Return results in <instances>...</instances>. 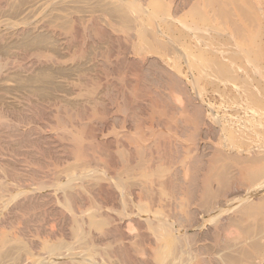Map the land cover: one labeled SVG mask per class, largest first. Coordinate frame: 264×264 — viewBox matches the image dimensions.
<instances>
[{"label": "bare ground", "instance_id": "obj_1", "mask_svg": "<svg viewBox=\"0 0 264 264\" xmlns=\"http://www.w3.org/2000/svg\"><path fill=\"white\" fill-rule=\"evenodd\" d=\"M5 1L6 0H0V4L4 3ZM111 1L113 2V0ZM117 1L115 2L118 3L115 4L117 5V7H115V5L112 6V8L115 7V9L112 10L114 11V15L112 14L113 12L111 13L110 11L111 7L108 8V3H106L105 1L103 2V0H100V2H102V4H100L98 0L97 3L95 0V3L91 2L90 0L86 2L85 6V9H87L85 11H88L89 13L86 14L85 12H83V14L85 13L84 16L82 15V11H80V9L78 10L80 11L82 16H78V14H76L78 11L76 13L72 12L67 17L63 16L64 19H61L62 15L60 18V15L53 14L55 15V19L60 20L56 23L53 16L51 17L54 19V21L51 20V18L50 20H48L50 15L47 16L45 14L44 16H46L48 19L45 18L44 20L43 14L41 15L40 13H38L41 16L39 15L40 17L38 16L37 20L33 19L35 20V22L30 23L28 26H26L25 24L24 27L14 28L13 23L5 25L6 31L11 32H8L6 35L13 36L23 34L22 32H26V29L32 32H39V30H42L47 36L53 38L54 42H57L59 45L63 46V44H65L64 47L69 46L68 48H66L68 50L69 48L75 47L77 41L74 40L76 38V33H78L79 30H82V32L84 30L85 32V30L88 29L87 32L89 34H87L91 38V42H94L95 40H97L98 42L105 41V38H107L109 40V43H107L105 47L98 48V51H93L92 57L93 62H95V73L98 72V76L103 77V79L107 78L108 74L111 73L112 70L113 72L111 74L113 75V73L115 72V75L116 71H118L119 69L118 65L122 66V68L121 66H119L120 70L123 69V64L125 65L124 69H126V65L128 64L130 66L131 64L132 66H134L133 68H131L132 66H128L125 72L122 70L124 72H122L123 75L119 70V73H117L122 76L119 77V75L116 74L117 80H112L113 83L109 79H106L107 81L111 82H109L110 84L114 86L118 85L117 88H113L111 90L114 91V89L117 90L118 88H120L121 91L119 92V89L117 91V94L119 93L118 96L121 95L120 98L126 97V95L128 96L129 94V96H131L127 97L128 101L126 99H122L125 100V102L119 99L123 102V104L122 102H120L122 106L118 103L119 100L117 101L116 99L118 96H115L116 98H113V96H111L114 100L116 99L117 106L119 105L118 108L120 107V112L112 109L113 117H115V112H118V117L119 114H123L122 116H124L127 109H130L128 111L129 113L127 112V115H131L129 123H127L128 121L124 120V125H126L125 123H127L128 126L124 127L123 123H120L123 121V118L125 116L123 118L121 117L122 119L119 122L120 125H123L122 127H124V130L121 129L120 131H123V136L119 132L121 137L117 135V130H120V128L117 127H119L120 125L119 123L116 124L119 121L120 117H115V119L112 120L117 125V127H115L117 129L115 130L116 132L112 131L110 133V136L113 133L114 136L116 134V138H113L114 136L112 135V138L106 139L105 137V139L102 140V137H99L101 134H96L95 136L92 132L97 130H93V126H95V124H92L93 126H90V124L89 127L85 124V127L83 126L84 124L81 123L85 128L81 126L79 122L80 120L81 122L83 121V123L88 122H84L85 120L82 119L85 118L84 116L86 115L95 118V120H97L96 117H99L98 119L100 121L101 119H103V121L104 119L106 120L105 117L107 116L104 115L103 117V114L109 111L106 108L108 106L107 104L109 103L106 102V104L104 102L105 100L103 99H105L104 97H106L105 94H109L110 90L108 91V87H114H110L111 85L109 86L107 82V86L105 85V82V84H103L102 82V84L100 82L98 83V81H101L100 79L97 80L99 77L94 78L97 75L94 74L96 76L93 75V77V73L91 74L89 71L86 72L87 70H85V72L80 71L81 73H78V77L76 80L77 82H73V86L75 87L76 91L75 94V91L73 90L74 95H78L77 99L79 97L78 101L76 100V103H72L70 101L68 102L67 100L57 101L58 98H54V102L51 104L49 100V104L44 101V103L38 102L37 104L27 105V110H29L30 116L33 118H41L42 115H44L43 118H48V116L54 118L51 124L54 125V128H56L55 130L57 131L55 133H52L51 137L49 134L48 136L52 138L54 135L59 140L57 142H60L58 144H60L59 147L61 148H58L62 149V151H67V153L71 155L69 156V159L71 161L72 158L76 161L74 162L73 160L72 162L74 163L71 162L72 164H70V160L67 159L68 156L62 157V155L59 161H61V159H64L65 162L66 159L69 161L66 162L67 164H69L68 166L63 161V163H65V166H67L66 169L63 168L65 169V171L50 169L49 166L52 165L50 163V165L47 163V165L49 166L45 168L44 166L46 162L51 161H45V159L43 160V157L39 152L40 149L37 150L35 148L37 145H39L37 143V145L35 144V140L45 138V136L43 137L41 135L43 133L40 132V134L39 131L35 129L37 127H34V130H31L33 129V127H31V129H27L26 127L27 131L23 132L22 126L21 131L19 130L22 135L21 138L29 143L27 144L28 149L26 150V154L23 160H21V163H23V165H20V167L22 168L20 170L21 173L17 174L16 176V184H18L17 191H20L22 188H26L27 186L33 187L35 188V190L39 191L37 192V194L31 193V195L29 194V197L24 198L22 204H24L23 206L25 208L23 206H18L19 209L24 208L26 211L28 210L27 214L25 215L26 211L24 210V212L22 209L20 213L23 212L24 214H19L22 215L20 217L23 218L25 215L24 218H26L29 212H31V215L35 214L37 209L40 210V207H42L43 205H48L50 209L52 208L51 211H53L54 213L60 211L59 214L62 215L61 217L57 213V215L61 217V221H59L60 224L58 225L59 228L57 225V228H47L43 221V223H40V221H36L38 223L37 224L32 219L31 223L34 222V224L37 225L35 226L32 223V230L30 228L31 233L28 229V231L26 230L30 233L31 236H33L34 238L38 234L42 235L43 237L49 236V242H51L52 240L55 241V244L50 243V246H48V248H46V245L49 243L46 242L47 238L44 237L46 239L45 242L43 241L44 243H40V241L42 242L41 239L40 241H36L38 242L36 244L39 248V250H37L38 252H40L41 250L42 253V249L45 246L47 250L44 249L45 252L42 254H35L36 256H38V258H34L35 255L34 257L32 256L33 252L30 253V257L34 258H32V260H35L33 264H264V253L261 257H259L258 261L253 262L252 258L255 257H253L246 249V245L249 241L256 240L253 245V250L258 252L262 248V242H264V141L258 140V142L253 145H247L241 148L216 147L215 145L207 141L201 143L207 137H204L203 140L201 138L199 140L197 139L200 137V134L199 137H197V131L201 130L198 127L200 126L199 124H201L200 121H202L199 119H202L201 117L203 116L202 112L199 110L200 107L196 106L195 109V104H191V102L184 100L186 98V95L188 97V92L186 91L187 89L184 88L185 83L183 81L181 82L180 80L183 79L180 76L181 74L178 71H175L180 74L179 75L177 73L176 75L180 76V79H178L179 77L176 79L175 74V78H173V72H170V74H172L170 76V74H168V72L166 71L165 66L167 65V63H164L166 60H163L164 62H161V58L163 59V56L160 55L162 57L160 58L159 56L158 58L160 59H158L157 57L151 55L153 51H155L156 49L158 50L157 47H159L158 45H160V43H158L160 40L157 41L156 38H154L159 34L157 22L159 20H163L164 22H166L167 25L164 23L166 26L172 25L175 22V18L177 19L178 15H181L183 11L185 12L187 10L186 7H188L189 5H185L188 4V0H163V3L165 1L169 2L168 4H166L165 2V5H167L166 7L168 8H166L163 3H161L162 5L159 4L160 0H158L159 3L154 0L153 4H158L153 7L154 5L152 3H149V6L151 5L153 7L151 11L150 9H148L150 12L146 9L148 8L146 3H148L147 1L150 0ZM191 2L192 0H190L189 4ZM96 6L98 7L97 9H95L97 12L94 10ZM44 7L45 6H43V9L41 8L42 11L44 10ZM160 7L164 8L165 11L163 12L164 9H160ZM257 9L256 13H258V16H256L257 14H254L253 12L256 17V23L254 24L255 27L252 37L255 41L254 44L256 45V47L262 49V46H264V7L260 5V7L258 6ZM98 11H103L106 14H112V17L108 16V14L106 15L108 17H105L104 14V18H101ZM160 11L162 12L160 13ZM67 12L69 13L68 10ZM144 16H146L147 18H145ZM144 18L146 19L147 23H144V21H142L144 20ZM170 22L173 23L171 24ZM117 27H121L122 30L127 33L125 34V36H122L121 39L119 38V41L124 42L125 47L122 46L123 44L120 46L119 41L114 37V35H112V31L117 29ZM148 27L150 28L149 30H155L152 31L154 32L153 34L157 32L155 36L153 35V37H151L152 42L155 41L157 47H154L155 43H149V41H151L150 39L146 40L147 38H145ZM0 29L2 30V25H0ZM3 31L5 30L3 29ZM162 34L164 33L162 32ZM2 36H4V34ZM116 41H118L117 45H119L117 47L116 45H114V42ZM184 41L178 43H180L182 46V43ZM175 42L173 44V49H175L174 47H177L178 45L177 43L175 45ZM185 44L184 46L186 49L187 44ZM181 46L178 45V47L176 48L177 51H174V57H176L177 59L178 55L180 57L183 56L182 58H185L184 62H186V58H188V55L185 53L186 50H183L184 46ZM120 47H124V50L126 49L130 51V53L131 51H134L137 57L133 52L132 56H134V58H131L132 60L126 59L127 57L124 59V56L122 57V55H116L115 58L117 60L122 57L124 61H122L121 59H119V61H114L117 62V64L120 62V64H116L117 66H115V63H111L112 59L109 58L112 57L110 53H114L115 51L117 52L118 48ZM80 48V51H77V57H81V54L84 52V50H87L88 45H86L85 47L80 46ZM114 48H117V50ZM111 49L115 51L110 52ZM124 52L125 51H122V54ZM148 52L150 53V55ZM176 52H178L177 55ZM127 54H129V52L126 53V55ZM157 54H159V52ZM21 56H23L22 58H25L26 56L29 58L31 57L32 61H34L33 63L36 64H60L59 59L49 55L46 56L38 49L26 50L23 52V54L20 55V57ZM75 56L76 54L74 53V57ZM95 59L97 62L95 61ZM108 59H110L111 65H109L110 63ZM178 63L180 62L178 61L176 64ZM112 64L115 67H113ZM187 65V68L189 67L190 69V63ZM116 67L117 70L115 71L114 68ZM169 67L170 66H168L167 68ZM130 68L132 69L131 71ZM134 68H136L135 71H133ZM261 69L262 68L259 67L256 68L257 71L255 70L254 76H256V73H258L259 75H257L261 77L263 75V70ZM127 70L129 73L133 71L131 75L135 74V79L128 80L129 77L125 75L128 73ZM188 71L190 73V70ZM251 73L252 72H250L249 75ZM153 74L161 78L163 76L166 79L168 78V76H166L168 74L169 78L171 77L170 79L168 78L169 81L163 78V81L165 80L164 82L167 83L166 85H168V83H170L171 81L172 84H176V86H179H177V88L172 85L174 86L173 88H177L178 91L181 90V86L183 90L180 91L179 95L181 94L180 96H183L182 98H184L185 96L183 101H186L187 105V102L191 104H189L187 108H191L192 110L194 109L196 111V115L194 114L195 116H192L194 110L191 111V109L189 110V112L192 113L188 115V110L185 111L186 108L184 106L185 109L184 111H182V113L185 112L186 116L183 115V113L182 115L184 117L181 118V111L179 112L178 109L176 110V113L180 114L178 115V117L175 115L176 117L175 119H173V115L175 113H171V117H168V114L171 111L174 112V110L178 107L177 104L173 101L176 104H173L175 105V109H173L174 107L171 108L168 106V109L170 110L168 112L164 111L167 108L166 106L165 109L164 106H160H162L164 103V105H166V100H169L170 98L172 99L173 93H175L172 91V88L171 91L173 93L170 94L171 96L169 95L170 90L164 91L165 93H168H166V95H168L170 98L164 96L162 94L164 92L161 93L162 95L159 94L161 97L164 96V98H169L166 100L162 98L166 102L160 99L163 101V104L161 103L162 101L160 102V100V104L152 103L153 100L151 96H156L158 94L159 85H162V83L160 84V80L162 79H157V76L156 78H154ZM158 74H160L161 76ZM125 76L127 77V79ZM187 78L188 77L186 76V78H184V81H188L187 83H189L190 79L186 80ZM193 79L194 80L192 81H196V77H193ZM106 80L104 79L103 81ZM248 81L249 80H247V82ZM243 84L244 86L246 85L245 83H242V89L244 88L243 91L245 92V89H247L248 91H246L249 93H245V96L248 95L247 97L252 98L251 100H253V98L255 97L254 91L252 89V91H249L248 89L251 86L248 87L247 85L243 87ZM99 85H104V91H101L103 90L102 86L100 90ZM169 86H171V84H169ZM169 86H166L167 88H164L162 85L160 86V88L168 89L170 88ZM151 87H153L154 89L158 88V90L155 89L157 93L152 92L156 93V95L148 94V92L153 90V88L151 89ZM127 88L129 94L125 91ZM148 88H150L151 90ZM142 89L144 90V92ZM146 89L148 91L147 93L145 91ZM177 89L176 94L178 93ZM114 92L116 93V91ZM183 92L186 95H183ZM143 93L150 95L148 97V100H150V97L152 100V102H146V104H148V106L151 108V110L149 108L150 111H148L151 112V114H147L149 118H146L147 108H145L146 111L144 112L146 115L145 118L147 120L150 119V121H153L148 124H146L145 122L146 119L144 120L145 123H143V121L140 122V120L143 119L144 116L139 121L136 118V116L140 118L141 115L139 116V113L143 112L141 110L144 109V102L145 100H147L148 95H145L146 97H144ZM159 95L157 96L160 97ZM142 97L143 100L145 98L146 99L144 100V102H142L143 104H140L139 102L143 101L141 100ZM158 97H155L154 100H158ZM108 99V102L110 101L111 103V98L109 97ZM187 99L189 100V97ZM130 100L131 103L129 102ZM115 102L113 103L114 105L116 104ZM182 102H178V104H180L181 106V104L183 105L184 103ZM135 103H138V106L143 105L138 114V106H136ZM105 104V108L107 109L106 112L104 111ZM129 104H133V106H136V111H132V105ZM51 107L55 108L53 110L54 112L51 110ZM140 108L141 107H139V109ZM47 109L51 111L48 112ZM182 109L183 108H181L180 110ZM263 112L264 111L257 112L254 109H252V111L244 110L243 112L232 111L231 113L224 111L223 116L226 117V120L218 118L217 115H212V118H214V120H207L206 125L208 129L207 132H205L206 128L203 129L205 133L204 135L201 133L202 137L205 136L206 133V136L210 134L212 136L213 142V139L215 137L218 138L219 135L223 134L226 129H230V126L233 125H236L237 127L234 128L240 129L239 131H246L249 130V128L250 130L251 128L261 129V127L264 126ZM108 113L112 119V114H110L111 112L109 111ZM144 113L141 114L144 115ZM101 115L102 117L100 118ZM90 117L88 118L92 122L94 119L92 120L90 119ZM176 118H179L181 120H177ZM172 119L176 120L178 124L182 123V125H185V127L183 126L184 128L182 127V130L180 129V133H177V122L176 128L175 122L172 121ZM197 120H199V122H197ZM42 121L44 120L42 119ZM45 121L48 120L46 119ZM150 121L148 120V122ZM195 122L198 126L195 124ZM105 123L107 124V122ZM109 123L111 122L109 121ZM109 123L108 125L110 126L112 124L114 125L113 122L111 124ZM193 123L195 125V128L197 126V128L199 129L197 130L196 128L197 131L194 129V131H196V134L193 130H191L194 126ZM48 124L50 123H44L45 126L42 127H46V125L48 126ZM202 124L205 126V122ZM14 127L17 128L16 126ZM72 127L75 129H71ZM115 128H113L112 130H114ZM253 129L252 131L255 132L256 129ZM23 130H25V128ZM174 132L176 134H174ZM50 138L48 139L50 140ZM53 148L56 149L54 150L56 151V153H54L53 151L52 154H57L61 151L59 150L57 152V148ZM58 155L61 154L58 153ZM58 155H55V157ZM25 183H27L28 185H26ZM49 185H52L50 187L55 188V190L53 189L44 191L47 186L49 187ZM2 192L3 190L0 189V193ZM32 192H34V190ZM57 203L61 204L63 210H58V205L57 207H55ZM50 209H46V211L51 212ZM14 210L13 217L11 215L12 219H16L14 213H18ZM38 211L36 217L38 216ZM57 215H54V217ZM16 216L18 217V214ZM4 217L6 216L4 215ZM20 217H18L19 221L21 219ZM36 217L34 218L30 216V218H34L35 220ZM11 218L9 216V218H5V220L2 219L3 222L1 220V224L4 223L2 225L5 226L3 227L6 229L9 227V229L7 230H11L10 235H3L4 229L0 224V231L1 228L3 229L1 242H5H2L1 245L3 244L6 246V243L9 244H7L8 246H10L11 243L15 245L16 242L18 243V240L21 239L19 238V236L21 237L23 235L22 239L24 237L23 240H26V236L24 234H29L23 231V227H19V222V225L17 226L19 228L14 227L16 226L18 220L15 221V224V222L13 223V220ZM57 221H55L54 223H56ZM27 224L23 221V225ZM13 227L16 229H14ZM2 236H4V239L2 238ZM58 236H60L62 240L59 239L60 237ZM12 237L17 241L12 239ZM22 239L19 242H23ZM10 240L12 241L10 242ZM28 241L34 244L33 239H29ZM53 241L52 243H54ZM24 243L26 242L24 241ZM3 245L0 247L2 248ZM20 245L22 246V244ZM8 246H6L5 248L10 249L11 246L10 248H8ZM25 248L24 251L27 252ZM4 249H1V255L2 253L4 254V252H2L4 251ZM5 252V257L11 259V262L9 261V259L7 261V259L4 258L5 261L13 264L12 261H15L14 259L12 260V258H14V255L12 254L13 257L10 258L11 255L6 256L10 251L7 250ZM18 254L21 253L18 252ZM1 255L0 257L3 258L4 256L2 257ZM15 257L19 261L20 259H23L21 257L19 258V256L17 257L16 254ZM25 257L26 259H28L27 255L24 256V258ZM5 261L3 262L2 260L1 263L4 264ZM19 261L17 262L19 263ZM22 263L25 264L24 262ZM27 263L29 264L28 261Z\"/></svg>", "mask_w": 264, "mask_h": 264}, {"label": "rangeland", "instance_id": "obj_2", "mask_svg": "<svg viewBox=\"0 0 264 264\" xmlns=\"http://www.w3.org/2000/svg\"><path fill=\"white\" fill-rule=\"evenodd\" d=\"M72 1L73 0H6L4 3L0 4V25H2V30L0 29L1 30L0 31L1 32L0 33V189L3 190V192L0 193V224H1V220L2 219L5 220V218H9V216L11 218V215L13 217V210L14 209H15L14 211L18 212V213H16V214L14 213V216L16 217V219L15 218H13V219L11 218V219L13 220V223L15 221H17L18 217L22 216V215H19V214L23 213V212L20 213V211H22V209H23V211L25 210L24 209L25 207L23 206L24 204H22V202L24 201V198L25 197L26 198L29 197L31 195V193L37 194V192H39V191L35 190V188L30 187V186H27L26 188L24 187L20 191H17L18 184H16V181H17L16 180V176H17V174L21 173L20 170L22 168L20 167V165L21 164L23 165V163H21L22 162L21 160H23V158H24V156L26 154V150L28 149L27 148L28 147L27 144L29 143L27 141H24L21 138L22 137V135L20 133L21 127L23 126V128H22L23 132L27 131L26 127H27V129H31V127H33V129H31V130H34V127H37L35 129L38 130L39 133L40 132L43 133V134H41V133L40 134L43 137L45 136L46 139L50 138L52 133H55L57 131V130H55L56 128H54V125L51 124L52 121L54 120V118L49 117V116H48V118L44 117L48 121H45L46 119L43 118L44 115H42L41 118L40 117H37V119L33 118V117L30 116L29 110H27V105L28 104H31V105L32 104H37L38 102H43L44 103V101L49 104V100H50V104H51V103L54 102V98H56V99L58 98L57 101H63V100L65 101V100H67L68 102L70 101L72 103H76L78 101L79 97L77 99L78 95L77 96L74 95L75 87L73 85H74L75 82H77L76 80H77V77H78V73L80 71L81 72H85V70H87L86 72L89 71L91 74L93 73L92 76L94 74L97 75V76L94 75V76H96V77L93 76L94 78L99 77L98 74H97L98 72L95 73L96 72L95 71L96 70L95 69V62H93V60H92L93 51H98V48L105 47L106 44L109 43V40L107 38H105V41L98 42L97 40H95L94 42H91V38L89 37V35H88L89 33L87 32L88 29L85 30L86 33L84 32V30H83L84 33L82 32V30H79L78 33H76V38L74 40V41H77L75 47L69 48V50H68L66 48H68L69 46L68 47H66V46L64 47L65 44H63V46L59 45L57 42H54L53 38H50L49 36H47L45 34V32H43L42 30L41 31L39 30V32L38 31L37 32H32V31L26 29V32H24V31L22 32L23 34L16 35V36L14 35L13 36V35H6L9 31H6V29H5L6 26L5 25L13 23L14 28L15 27L16 28L24 27L25 24H26V26H28L30 23L35 22V20H37V18H38V16L40 14L41 15L43 14V16L45 14L47 16L50 15L49 19L46 16H44L43 19L45 20V18H46V19L50 20V18H51V20L54 21V19H55L54 16L55 15H60L59 16L60 18H61V15H62L61 19H64L63 16L67 17L72 12L76 13L78 11L76 13V14H78V16H80L81 13H82L83 16L85 15V13L86 14L89 13L88 11L87 12L85 11V10H87V9H85L86 8L85 6H86V2L90 1V0H87V1L86 0L85 1H83V0L82 1L81 0L80 1L79 0H75V1H73L74 3ZM95 1L97 3V0H95ZM98 1L100 2V0H98ZM104 1L106 3H108V5H107V6H109L108 8L111 7V10L110 9L109 10L111 11V13L113 12L112 14L114 15V11H112V10L115 9V7H117V5H115V4H118V3H115L117 0H113V2L111 0H108V1L107 0H103V2ZM91 2H94V0H91ZM109 2H110V5H109ZM147 2H148V3H146L147 7H148V8H146L147 11H149L148 9H150V11H151V9L153 7H155L159 3L158 0H156V2H158V3L155 2L156 5L153 4L154 0L153 1L150 0V1H147ZM165 2H166V4L169 3L168 1H165ZM165 2L163 3V0H162V2L160 0L159 4L163 3L165 5ZM189 2H190V0H188L187 1L188 4L185 5V6L189 5L188 7H186L187 10L185 12L183 11V13L181 15H178L177 19L176 18H175V20L173 19L175 21V22L173 21L174 23L172 22L173 24L170 22L172 24V25H168L170 28L168 26H166L167 24L163 20H159L157 22L158 23L157 24L158 25L157 28H158V33H159L158 35L160 37L157 35L154 38H156L157 41L160 40L158 42V43H160V45H158L159 47L156 46L157 44H156L155 41L152 42V40H151L152 39L151 37H153V35L155 36V34L157 33V32H155V34H153L154 32H152V31H155V30H149L150 28L148 27V31L146 32V37H145V38H147L146 40H149V39L151 40V41H149L150 44L155 43L154 47L158 48V50L156 49L155 51H158L159 54H157L158 52L153 51V53H151V55L155 56L157 58L160 55H162L163 59L161 58L162 56H160L161 62L163 60H166L167 62L166 61L165 62L163 61V62L165 64L167 63V65L171 67V68L169 67L170 68L169 69V68H167L168 67L167 65L165 66L166 71L168 72V74H170V72H173L172 73L173 76H174V74L176 76L178 72L181 74L180 75L178 73L183 79H180V76H176V79L179 77L178 79H180L181 82L183 81L185 83V85L183 83V85L185 86V87L184 86L183 87L185 89H187L186 91L188 92L187 94H188L189 100L187 99L188 98L187 95L184 94V92H186V91L183 92V95H186V98L184 96L185 99L182 98L183 96H180L181 94L179 95L180 91L183 90L181 88V86H180L181 90L178 91V89H177L179 87L178 85H177L178 86L177 87L176 84L175 85L172 84L171 81H170V83H168V85H166L167 83L164 82L165 80L163 81V78H165V77L162 76V78H161V77L155 75L156 74L155 73V74H153L154 78H156V76H157V79L159 78V80L161 78L162 80H160V84L162 83V85L164 87V83H165V87L164 88H167L169 86V84H171V86H169L170 88H168V89L162 88L163 90L160 88V86H162V85H159V87L157 86L159 88V90L160 89L162 90V91L160 90L161 91L160 92L158 90V88H155L156 90H158V94L157 95L161 94L162 92H164L166 90H168V91L170 90L169 95L172 94L173 92H175V93H173L172 99L168 95H166L167 92L166 93L164 92L165 94L164 93H162V94L164 96H166V97H169L170 99L169 98H164V96L161 97L160 95L159 96L161 98L158 97L156 95V93H157L156 90L153 87H151V89L153 88L152 91L148 92L147 89L145 91H146V93L148 92V94H150V95H152V94L156 95V96H151L153 102L151 100V97L149 98L150 100H148V97L150 95H148L146 93L145 94L143 93L144 97H146L148 95L147 96V100L148 101L145 100L146 99L145 98L144 99L145 102H144L143 97H142L141 100H143V101H140L139 103L143 104L142 102H144V106L140 105V104H139L140 106H138V103H135V105L138 106V108H137L136 106H133L134 103L133 104H129V105H132L133 109H131V110L132 111H136V109H135V107H136L138 109L137 110L138 111L137 114H138L140 112L139 110H141L142 106H143L144 109L141 110V111H143L141 113L143 114L147 110L146 111V115L148 113L150 115L151 112H148V111H150L151 108L148 106V104H146V102H152V103L156 104V103H159V100L163 98L165 100L169 99V100H166L167 102L162 99L163 101L166 102V105H164L165 103L163 104V101L160 100V102L162 101L161 103L163 104V105L161 104L162 106H160V107L164 106V109L167 107L166 110L163 109L164 111H166V112L170 111L168 108L169 107L172 108L176 104L178 106L176 109H175V107L173 108V109H175L174 112L171 111L169 114L167 113L169 115L168 117H171V115H170L171 113H173V114L175 113L173 115L174 116L173 119H175L176 116L178 117V115H180V114L176 113V110L179 109L178 111L179 112L181 111V116H182L181 118H183L184 117L183 115L186 116L185 112H183L184 114L182 113V111H184L185 108H186L185 111L188 110L187 111L188 115H190V113H192V112H189V110L191 108L190 109L187 108L189 106V104H190L189 102H191V104H195V109H196V106L197 107L199 106L200 107L199 110L203 114L202 117L200 116L202 119H199V120H202V121H200L201 124H199L201 126V128H200V126L198 127L201 130H199L197 128L198 125L195 122V124L197 125L196 128H197V130L200 131V133H199V131L196 130L194 123H193V125H194L193 127L194 128L192 127V129H191L193 131H194V129L197 131V133H198L197 137H199V134H200V137L197 138L198 140L200 138L203 140L204 137L205 138L207 137L203 141L200 140V141H202L201 143H203L204 141H207V142L212 143L216 147H221V148H226V147H228V148H241V147H245L247 145H253V144L257 143L258 140L259 141H264V132H263L264 131V128H263L264 126L261 127V129L260 128H254V129H256L255 132H254V131H252L253 128H251V130L249 128V130H246V131L245 130L239 131L240 129L234 128V127H237V126L233 125V126H230L231 127L230 129L229 128L226 129L223 132V134L219 135L218 138L215 137L214 138L215 140L213 139V142H212V136L210 134H208L206 136V134H207L206 133L205 136L202 137V134L204 135V133L207 132V129H208L207 125H206L207 120H214V118H212L213 117L212 115H217L218 118L226 120V117L223 116V112L224 111L229 112V113H231L232 111H234V112L235 111H237V112L238 111L239 112L242 111L243 112L244 110L252 111V109L256 110L257 112L264 111V77H263V75H264V46H262V49L256 47V45L254 44L255 41L253 40V37H252V34L254 33L253 32L254 31V27H255L254 24L256 23L255 22L256 17H255L254 14L258 10L257 9L258 6L260 7V5H261L262 7H264V0H195V1L192 0V2H191L192 4L191 3L189 4ZM106 3H104V4H106ZM149 3H152L154 6L152 7L150 5L151 6L150 7ZM75 4H77V5H75ZM100 4H102V2H100ZM113 5H115V7L112 8ZM43 6H45L44 7L45 11L43 10L44 12L42 11ZM166 6L167 5H165V7ZM97 8L98 7L96 6L94 8V10L97 9ZM161 8L162 7H160V9ZM166 8H168V7H166ZM62 9H63V11H62ZM72 9H73V11H72ZM78 9H80V11H82V12L80 13V11ZM162 9H164V8H162ZM37 10H38V12H37ZM67 10L69 11V13L67 12ZM164 11H165V9L163 10V12ZM83 12H85V13L83 14ZM100 12L98 11V13L100 14V15L99 14L98 15L101 18H104V14H105V17H108V16L112 17L111 16L112 14H108L107 13L108 16H106L107 15L106 13H104L103 11L101 13ZM161 12L162 11H160V13ZM253 12H254V14H253ZM38 13H40V14H38ZM53 14H55V15H53ZM256 14H257L256 16H258V13H256ZM34 15L35 16L37 15V16L35 17ZM102 15H103V17H102ZM51 16H53L54 19ZM88 16H90V15H88ZM144 17L147 18L146 16H144ZM145 18L142 21H144V23H147ZM33 19H35V20H33ZM116 19H114V20H116ZM55 21L57 23L60 20L55 19ZM3 26H4V28H3ZM3 29L5 31H3ZM162 32L164 34H162ZM9 33H11V32H9ZM3 34H4V36H2ZM125 34H127V33L124 30H122L121 27H117V29L112 31V35H114V37L118 41L122 38V36H125ZM118 36H120V37H118ZM153 40H155V39H153ZM118 41L114 42L115 43L114 45H116V47L119 46V45H117ZM182 41H184L183 42L184 44L186 42V44H187V46H186L187 48L186 49H185V46H184L183 43H182V46H181L180 43H178V42H182ZM121 42L122 41H119L120 46L122 44H123L122 46H124V42H122V43ZM174 42H175V45L177 43L181 47L184 46L183 50H186L185 53L188 55V58H186V60H187L186 62H184L185 58L183 59L182 58L183 56L180 57L178 55L177 59H176V57H174L175 56L174 51H177L176 48L178 47V45H177V47H174L175 49H173ZM77 45H78L79 50L77 48ZM86 45H88V48H87L86 51L84 50V52H83L85 56L82 53L81 54L82 58L80 56H78L79 57L78 58L77 57V53L81 49L80 46L81 47H85ZM114 45H113V47H114ZM124 47L123 48H121V47L118 48L119 51L117 50V48H114L119 53H117L115 50H112V49L110 50V52L111 51H115L114 53H112V52L110 53V55H112V57L113 56L114 57L113 58L109 57L110 59L113 60V61L111 60V63L112 62H113V64L115 63L114 64L115 66L120 64V62L117 64V62H114V61H119V59L124 61V59L126 57H127L126 59L134 58V56H132V55H133V53L135 55V52L131 51V53H130V51H128L126 49L124 50ZM30 49L31 50L38 49L40 52H42L46 56L49 55V56L55 57V58L60 60V64H58V65L57 64L56 65L45 64V63L36 64V63H33L34 61H32L31 57L30 58L27 57V56L25 58H22L23 56L20 57V55L23 54L24 51L30 50ZM120 49H123V50H120ZM122 51H125V52L122 54ZM127 51L129 52V54H127L128 56L126 55V53H128ZM150 51H152V50H150ZM74 53L76 54L75 57H74ZM130 54H131V56H130ZM177 54H178V52H176V55ZM116 55L117 56H121L122 55V57L124 56L123 57L124 59L122 57L121 58L117 57V58H119L117 60L115 58ZM149 55H150V53H149ZM135 56L137 57V55H135ZM160 58H158V59H160ZM110 59H108L109 63H110ZM95 61H96V59H95ZM178 61L180 63L176 64ZM111 63L109 65H111ZM185 63H186V65L190 63V65H191L190 69H189V67L187 68L188 65L186 66ZM114 65H113V67H115ZM119 66H121V65H118V68H119L118 71H116L117 67L114 68L115 71H116V74L119 73V70H120ZM123 66L125 67L124 64H123ZM128 66L131 67L132 64H131V66L129 64L126 65V69H127ZM124 67H123V69L120 70L121 73L123 71L124 72L126 71V69H124ZM133 67L134 66H132L131 68H133ZM258 67L262 68L261 70H263L262 71L263 75L261 76L262 78L260 76H258L259 75L258 73H256V76H254L255 70ZM121 68H122V66H121ZM131 68H130V71L132 70ZM135 69L136 68H134L133 71H135ZM188 70H190V73H189ZM133 71L129 73L128 70H127V72L129 73V76H128V73L125 74V75H127V77H129V78L131 76L132 77L136 76L135 74L131 75V73H133ZM175 71H178V72H175ZM112 72H113V70H112ZM250 72H252L253 74L251 73L252 75L251 74L249 75ZM111 73H109L108 77L104 78V79L105 80L109 79L111 82H112V80L113 81L117 80L116 79L117 75L116 74L114 75L115 72L113 73V75ZM123 73H122V75H123ZM168 74L166 76H168V78H169ZM172 74H170V76ZM118 75H119V77L122 76L120 74H118ZM158 75H160V74H158ZM182 75H184L185 77L182 76ZM175 76L173 78H175ZM186 76L188 77L186 80L190 79L189 83H187L188 81L187 82L184 81V78H186ZM100 77L97 79V80H99V79L101 80V81H98V83L102 82L103 84H105L107 82L109 84V86L111 85L110 87L114 86V85L110 84L111 83L110 81H107V80L103 81L104 80L103 77H101V78ZM127 77H126V79H127ZM132 77L130 79L128 78V80L135 79V77L134 78H132ZM193 77L194 78L196 77V81H192V80H194ZM168 78L167 79L165 78V79L167 81H169V79L171 77L169 79ZM247 80H249L248 82H249L250 85L248 84ZM71 82L72 83L74 82V83L72 84ZM107 83L105 84L106 86L108 85ZM242 83H245L246 84L245 86H247V85H248V87L251 86V87H249V88L247 87V88L249 89V91L251 89L254 91L255 97L253 98V100H251L252 98H248L247 97L248 95L245 96V93H248L247 92L248 90L245 89V92L243 91L244 88L242 89ZM172 85L177 87L176 88L177 91H178L177 94H176V89L173 88L174 86H172ZM101 86L102 85H99L100 90H101ZM103 86H102L103 90H101V91H104L105 87L103 88ZM117 86L118 85H116V86H114L112 88L108 87V91L110 90L109 94H105L106 97H104L105 99H103V100H105L104 101L105 103L106 102L109 103V104L106 103L108 105L106 108L111 112L110 114L113 113L112 109H114L115 111L120 112V110H119L120 107L118 108L119 105L117 106V101L119 99H121V100L122 99H126L127 100V97H131V96H129L130 94H129L128 88H127L125 91L129 95L128 96L126 95V97H121L120 98L121 95L118 96L119 93L117 94L118 89H119V92L121 91L120 88H118L117 90L114 89V91H116V93L113 90H111L113 88H117ZM245 86L243 84V87H245ZM171 88H172L173 92L171 91ZM148 89H150V88H148ZM112 91L115 94H113ZM129 91H131V90H129ZM143 92H144V90H143ZM152 92H156V93H152ZM75 94H76V91H75ZM107 95L108 96L110 95L109 97L111 98L110 100H111L112 105H111L110 101L108 102V100H109L108 98L109 97ZM111 96H113V98L115 96L116 97L118 96L119 98L115 97L117 99V101H116V99L114 100ZM155 97H158L157 98L158 100H154ZM183 99L186 100V101H189V102H187L188 105L186 104V101L185 102L183 101ZM112 101H114V102L116 101L115 102L116 104L114 105L113 104L114 102H112ZM122 101L125 102V100H122ZM122 101L119 100L118 103L121 104L120 102H122ZM127 101H126V103H127ZM180 101L184 102V103L182 102L183 105L181 104V106H180V104H178V102L181 103ZM123 102H122V104H123ZM129 102L131 103V100ZM106 104L104 105V108H105ZM122 104H121V106H122ZM173 104H175V105H173ZM111 106H113L114 108L111 107ZM184 106H185V108H184ZM116 107H117V109H116ZM139 107H141V108L139 109ZM145 108H147V109L145 110ZM149 108H150V110H149ZM181 108H183V109L180 110ZM54 109L55 108L51 107L52 111ZM105 109H104V111L106 112L107 109L106 110ZM173 109H171V110H173ZM102 110H103V107H102ZM129 110L130 109H127V111H126V113L124 115L125 117L122 116L123 114H121V115L119 114V117H120L119 118L118 115H117L118 112L114 113V116L116 118L117 117L119 118V121L116 120V121H118L116 124H118L123 117H124L123 121L120 122V123H123V125H124L125 121H128L127 123H129V120L131 119V115H129V114L127 115V112ZM193 110L191 109V111H193ZM197 110H198V108H197ZM50 111L48 110V112H50ZM108 112L103 114V117H104V115L107 116V117H105L106 120L104 119V121H103V119H101V121H100L98 119L99 117L98 118L96 117V119L99 121V123L101 125L98 123L97 120H95V118L90 117L89 115L88 116L87 115L84 116L85 118H82V119L85 120L84 122L88 121L90 123H88V122L83 123V121L81 122V120L79 122H80V124L81 123L84 124L83 126H85V124H86V126H88V127H89L90 124H91L90 126H93L95 124V126H93V130H95V129H97V130L92 131V132L94 133L95 136H96V134L97 135L101 134L99 137H102L101 138L102 140H104L105 137H106V139L112 138L114 135L112 133L113 136L112 135L110 136V133L112 131L116 132L115 130L117 128H120V130L119 129L117 130V132H118L117 135L120 136V133H121V135L123 136V133H122L123 131L122 132H120V131L124 127L128 126V124L125 123L126 125H124V127H122L123 125L121 126L120 123H119V125L122 128L120 126L117 127V125L114 123V121H112V120L115 119V117H113V114H112V119H111V116L109 115ZM195 112L196 111L194 110V112L192 113V116L195 114ZM141 113H139V116L141 115L142 117L140 116V118H139L138 116H136L138 121L141 118H143V116H144V118L141 119L140 122L143 121V123L146 122V124L153 122V121H150V119H148L150 121V122H148V120L146 119V118H149L148 115L146 117L145 113H144V115H142ZM126 116L127 117L129 116L130 118L128 117V119H127ZM88 117H90V119H92V120L94 119V120L91 122ZM101 117H102V115L100 116V118ZM108 118L111 119V120H109ZM42 119L45 122L42 121ZM173 119H172V121L175 122V127H176V122L177 121L173 120ZM176 119L178 120L179 118H176ZM144 120H145V122H144ZM179 120H181V119H179ZM199 120H197V122H199ZM203 120L205 122V126L202 124V123H204ZM109 121L111 123L113 122L114 125H116V126H114L113 124L111 126L108 125ZM47 122L50 123V124H48V126L46 125V127H42V126H45L44 123L46 124ZM105 122H107V124ZM111 123H109V124H111ZM82 124H81V126H82ZM202 125H203V127H202ZM14 126H16L18 129L15 128ZM107 126H109V127H107ZM112 126H114V127H112ZM177 126H178V130H179V131L177 130V133L178 132L180 133V131L182 130L183 126L185 127L184 124L183 125H182V123L178 124V122H177ZM28 127H30V128H28ZM76 127H77V125H76ZM85 127H83V128H85ZM110 127H112V128H110ZM115 127H117V128H115ZM24 128H25V130H23ZM113 128H115V129L112 130ZM204 128H206L205 132L203 130ZM71 129H75V128L72 127ZM109 129H110V131H109ZM257 129H258V131H257ZM104 130H106V131H104ZM196 131H194V133ZM98 132H101V133H98ZM249 132L251 133V135H250ZM108 133H109V135H108ZM224 133H226V134H224ZM48 134L50 135V137L48 136ZM174 134H176V133L174 132ZM257 135H258V137H257ZM46 136H48V137H46ZM45 138L44 139L43 138H41V139L37 138L38 140H35V144L36 143L39 144V145L36 144L37 146L35 148L37 150L38 149L41 150V151L39 150V152L41 153V155L43 157V160L45 159V161H51V162H46L44 167L46 168L50 164L55 165V163H56L55 166L51 165L53 168L51 166H49V168L50 169H55V170L58 169V171H61V170L65 171L66 167L69 165L66 162H69L68 161V160H70L69 156H71V155H69V153H67V151H62V149H59V148H61V147H59L60 144H58L60 142H57L59 140L54 135H53L52 138H50V140L49 139L46 140ZM113 138H116V134H115V136ZM51 139H53V140H51ZM36 141H38V142H36ZM53 147L57 148V152L59 150H61L60 152H58L61 155H58V153L54 154V153H56V151H54L56 149L53 148ZM53 151H54V153H53L54 155L52 154ZM65 152H66V154H65ZM55 155H58V156L55 157ZM61 156L62 157H64V156L67 157L68 156L67 157L68 160L66 159V162H65L64 159H61V161H59ZM73 160L74 159L72 158V161ZM63 161L67 164V166H65V163H63ZM72 161L70 160L69 163L72 164V163L76 162L75 160H74V162H72ZM47 163L48 164L50 163V164L47 165ZM45 168H43V169H45ZM63 168H65V169H63ZM61 174H62V172H61ZM13 182H15V183H13ZM11 184H14V185H11ZM25 184L28 185L27 183H25ZM50 186H52V185H49V187L47 186V188L44 191L53 190V189L55 190V188H52ZM33 190H34V192H32ZM42 192H43V190H42ZM13 194H16V195H13ZM57 205L60 208V209L58 208V210H61V209L63 210V208H62L60 203L59 204L57 203L55 207H57ZM18 206H23L24 208L19 209ZM40 208H41L40 210L37 209V211L39 210L37 217H36L37 211L35 212V214H33L35 216L31 215L30 214L31 212H29V214L27 215L28 218L27 217L26 218L29 220L30 223L28 222V220L26 218H24L25 215L27 214V211H28V210L27 211L25 210L26 213H25V215L23 217L24 220H23V218L20 217L21 218V219L19 218L20 221L18 220L17 224L15 222L16 226H14V227H16V228H19V227L22 228L23 227V229H24L23 231L27 232L28 230L30 231V228L32 230V227H33L32 223L34 224V222L37 223V222L40 221V223L44 222V224L46 225L47 228H50V227L51 228H57L56 225L58 226L60 224L59 221H61L60 219L62 217V215L59 214L60 211H57V212L55 211L56 213H54L53 211H51L52 208L50 209V207L48 205H46V206L43 205ZM46 209H48V210L50 209L51 212H47ZM57 213L61 217L59 215H57ZM17 214H18V217L16 216ZM4 215L6 217H4ZM43 215H45V216H43ZM54 215H57V216L54 217ZM30 216H32L34 218L36 217V220L34 218H30ZM42 217H44L45 219L42 218ZM49 217H50V219H49ZM56 217H58V218H56ZM39 218H40V220H39ZM32 219H33L34 222L31 223ZM23 221H24V223L26 222V224L28 222V224L27 225H23ZM55 221H57L56 222L57 224L54 223ZM2 222H3V220H2ZM18 222L20 223L21 226L19 225ZM2 224H4V223H2ZM37 224H34V225L36 226ZM18 225H19V227H17ZM3 226L4 225H2V227ZM4 227H3L4 230L1 228V231H0V246L3 245V244L1 245V243L3 242V241L1 242V240H2L1 239L2 230L4 231L3 235L5 234V235L8 236V235L11 234V230L10 231L7 230V229H9V227L7 229L4 228ZM16 228H14V229H16ZM58 228H59V226H58ZM27 233H29V232H27ZM30 233H31V231H30ZM30 233L27 234V235H26V233L24 234L26 236V240H23L24 237L22 239L23 235L21 237L19 236V238H21L23 242H19V241H21V239H20V240H18V243H17L16 242L17 240L12 237V239L16 240L15 241L16 244L14 242L13 243L15 245H13L11 243L10 244L11 248H10V246H8L9 244L6 243V246H8V248H10L11 250L10 249H6L5 245H3V247L5 249L3 247L2 248L0 247V251H1V249H4V251H2V252H4V254L6 253L5 251H7V250L10 251V252L7 253L6 256L11 255L10 256V258H11L14 255V258H12V260L13 259L15 260V261H12L13 264H15V263L19 264L20 262H21L20 264H23L22 262H24L25 264H28L27 261L29 262V264H31V263L33 264L34 261H35V260H32L34 255L41 253V250H40V252L37 251V250H39V248L37 247L38 245H36L38 243L36 241H40V239H41L42 242L40 241V243H44L45 240H46L45 238H47L46 242H49V240H48V239H50L49 236H48L49 238L47 236H44L45 237L44 238L42 235H39V234L37 235L36 234L37 236H35V238H34L33 236L30 235ZM30 236H31V238H30ZM3 237L4 236H2V238ZM58 237H60V236H58ZM56 238H57V236H56ZM29 239H33L34 240V244L36 246L32 242H29L28 241ZM59 239H61V237ZM57 240H58V238H57ZM11 241L12 240H10V242ZM24 241L26 243H24ZM52 241L49 242L47 245L44 244V245L47 246V247L46 246L45 247L48 248V246H50L49 245L50 243L51 244H55V241H53L54 243H52ZM255 241L256 240L249 241L248 244L246 245V249L248 250V252L253 257H255V258H252L253 262L258 261L259 257H261L262 254L264 253V242H262V248H261L260 251L256 252L255 250H253V245H254ZM3 243H5V242H3ZM20 244H22L23 247ZM27 245H29V246H27ZM15 247H16V249H15ZM19 247H21L22 249L19 248ZM35 247L38 248V249H36ZM42 247H44V246H42ZM45 247L43 249L41 248L42 249V253L45 252L44 251V249H46ZM24 248H25V250L27 252L24 251ZM22 250L24 251V254H23ZM34 251L35 252L37 251V252L35 253ZM18 252L21 253L22 255L18 254ZM14 253L16 254L17 257L19 256V258L21 257L23 259L22 260L20 259V261L17 260V258L15 257ZM30 253H32V256H33L32 258L30 257V255H31ZM4 254L3 253H2V255L0 254L2 257L4 256L3 258L0 257V263L2 262V260L4 262L5 259H7V261L9 259V258H6ZM25 254L27 255L28 259H26V257L24 258V256H26ZM34 258H38V256L35 255ZM10 260L11 259H9V261ZM16 260L19 261V263ZM7 261H5L4 264H9L11 262V261L7 262ZM10 264H12V263H10Z\"/></svg>", "mask_w": 264, "mask_h": 264}]
</instances>
